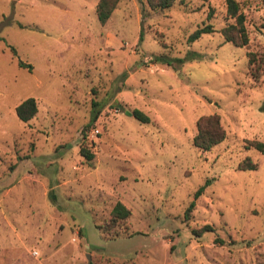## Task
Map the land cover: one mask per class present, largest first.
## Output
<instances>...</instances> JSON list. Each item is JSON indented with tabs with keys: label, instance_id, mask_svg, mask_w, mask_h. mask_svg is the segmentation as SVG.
<instances>
[{
	"label": "rangeland",
	"instance_id": "374dc122",
	"mask_svg": "<svg viewBox=\"0 0 264 264\" xmlns=\"http://www.w3.org/2000/svg\"><path fill=\"white\" fill-rule=\"evenodd\" d=\"M235 1L241 46L219 32L225 0H118L104 24L97 0H0V264H264V156L247 144L264 142V0ZM208 114L224 137L200 150Z\"/></svg>",
	"mask_w": 264,
	"mask_h": 264
},
{
	"label": "trees",
	"instance_id": "16d2710c",
	"mask_svg": "<svg viewBox=\"0 0 264 264\" xmlns=\"http://www.w3.org/2000/svg\"><path fill=\"white\" fill-rule=\"evenodd\" d=\"M118 0H97L95 4L96 19L100 24H104L108 19L111 11ZM147 6L152 10H162L168 8L173 0H144ZM225 13L232 19V23L223 26L219 29L221 36L224 40L233 43L234 45L241 46L247 41L246 33L243 27V15L239 10V6L235 0H225ZM212 31L210 24H205L202 27L194 29L187 37V41L191 42L197 39L203 33H209ZM141 39V33H139L138 40ZM20 66L29 67L21 61H18ZM30 68V67H29ZM260 109L264 110V104L260 106ZM16 117L26 122L31 119L36 112V104L32 97H27L21 100L14 107ZM127 114L133 118L141 121L148 122L149 118L141 111L133 108L126 111ZM95 119V116L93 117ZM224 137L223 129L219 124V118L217 114H208L198 117L196 120V134L192 137V145L200 150H209L211 147L219 143ZM249 147H252L264 156V142L259 140L247 141ZM79 153L86 160L92 158V153L84 147H79ZM239 169L252 170L255 168L254 164L248 160L238 165ZM203 190V186H199L193 193V199H195ZM194 206V200H191L184 210L185 219L188 218L190 211ZM110 219H124L129 215V210L120 202L116 201L110 209ZM208 226H203L201 229L205 230Z\"/></svg>",
	"mask_w": 264,
	"mask_h": 264
}]
</instances>
